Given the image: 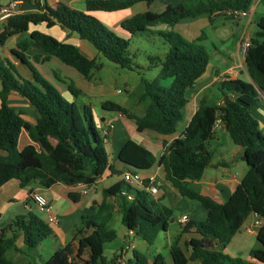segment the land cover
<instances>
[{
    "label": "trees",
    "instance_id": "obj_1",
    "mask_svg": "<svg viewBox=\"0 0 264 264\" xmlns=\"http://www.w3.org/2000/svg\"><path fill=\"white\" fill-rule=\"evenodd\" d=\"M14 1L29 2L37 11L14 13L8 18L0 33V45L15 35L27 33L30 26L45 24L49 28L56 24L122 68L131 67L128 48L133 36L145 35L150 27L159 24L171 27L170 31L158 34L169 46L163 58L152 59L160 65L159 74L151 82L141 80L143 89L137 101L145 105L143 115L138 117L111 101L101 103L103 110L122 114L133 121L136 132H148L159 137L175 135L183 119V109L189 102L188 91L206 72L210 61L209 53L200 44L201 37L189 42L174 32V26L180 21L203 15L210 21L216 15L233 20L226 15L228 11L247 12L253 3V0H87L85 11H78L64 4L52 9L41 4V0ZM139 3L145 4L149 10L123 20L119 33L93 14L119 12ZM155 5H159L158 10L154 9ZM256 26L257 31L250 38L244 57L250 81L227 78L218 82L216 86L224 97L223 105L200 102L184 131L165 145L164 153L158 159L132 140H128L119 151L118 161L129 171L143 172L155 164L162 166L172 187L181 196L198 202L206 211L205 220H189L183 224L169 248L172 264H188L196 260L201 264H264V225L256 235L261 249L249 253L254 262L231 259L221 252L203 248L198 238H191L187 243L189 255L179 245L184 234L228 243L251 214L264 219V135L253 116L262 102L257 88L264 95V17L256 22ZM31 47L38 53L28 59L26 52ZM10 54L25 75L10 61H0V188L13 180L18 181L21 188L31 183L46 188L57 183L93 187L107 173L109 176L118 175L110 163L104 138L95 127L91 109L87 106L80 108L75 101L67 100L34 66L55 58L89 81L91 72L98 69L96 57L88 58L75 45L61 42L39 30L29 32ZM55 79L67 85L68 92L75 98L82 94L73 83H64L56 75ZM167 79L171 80L170 85L163 86L161 82ZM12 94L24 99L35 110L34 124L25 121L22 114L10 105ZM218 120L233 144L243 150L248 168L223 204L183 184L185 180L199 181L211 164L213 152L208 149L207 142ZM22 132L28 135L31 143L19 150ZM123 192L132 199L127 200ZM148 194L122 180L104 189L101 203L92 206L96 212L83 216L81 227L72 240L43 264H75L85 253H88L86 264H105L103 245L115 238V232L108 228L115 210L127 231H133L145 243L153 244L161 232L167 231L172 211L153 201L149 204L146 200ZM68 196L77 201L72 194ZM111 198H116L118 203L112 204ZM7 232L10 236L6 235ZM19 236L25 250L29 251L50 238L52 230L34 213L16 218L0 231V264H11L6 252L14 247ZM115 261L116 256L113 264ZM149 262V258L136 249L132 250V257L128 260V264ZM153 264L166 263L161 255H157Z\"/></svg>",
    "mask_w": 264,
    "mask_h": 264
},
{
    "label": "crops",
    "instance_id": "obj_2",
    "mask_svg": "<svg viewBox=\"0 0 264 264\" xmlns=\"http://www.w3.org/2000/svg\"><path fill=\"white\" fill-rule=\"evenodd\" d=\"M86 1L87 0H41V4H46L52 9H56L60 4H64L71 9L85 11ZM11 2L16 3L15 13L25 14L37 11V8L35 6L26 1L9 0L7 3H4L3 0H0V7L7 6ZM147 10H149V8L145 4L139 3L130 9L122 10L119 12L128 14L126 16L127 18H121L126 20L136 13L144 12ZM101 13L105 12H96L93 14L98 18V15H101ZM219 16L220 15L213 16L212 20L210 21L208 16L203 15L195 19H189V21L185 23L184 26L181 25L183 21H180L174 26V29H176L178 26L183 27L181 28V33H194L196 31V28L202 24L203 27H206L211 31L213 37H216L219 45H225L224 49L221 48V50L217 47L213 48L214 51L210 56V61L206 72L200 77L196 85L193 87L199 88L198 92L193 95L190 93V91H188L189 102L183 109V119L180 122L183 125L182 127H179L180 123L178 124L177 131L174 136L159 137L148 132L138 133L136 132L134 122L130 120V126H128L123 119L127 118L119 113H115V117L112 118H102L100 116H96L93 111L95 107H93V105L91 104L92 101L90 99L92 96L97 95V90H95L96 88H92V90H86L85 87L88 86H85L84 88H82L83 90L81 88L79 89L83 94H81L83 97L82 107H89L91 109L94 123L95 120L99 122L97 126L95 123V127L97 128L98 132L108 131L109 135H107L105 147L107 153V147L109 149L112 148V150L110 149V153L112 156L111 165L113 166L115 171L118 172V175L109 176V174L107 173V175H105L104 178L98 180V182L93 187H87L81 184L74 186H65L63 184L57 183L50 188H46L40 184L31 183L28 186L21 188L18 181H10L2 186L0 188V231L5 229V227L13 222L16 218L20 216H26L29 213H34L32 206L34 205L32 201V195L35 193H40L46 198L51 211L57 218V224L52 225L54 227V230L52 231V236L50 237V239H48V243L46 245L50 249V252H48L50 253L49 256L44 255L43 248H45L44 244L46 242L44 241L38 246V254L32 255V257H30L29 254H26L27 251L24 248L22 237L19 236V238H17L15 242L14 247L10 248L7 251H12L14 253V255L11 256L12 260H9L11 264H43L44 262H46L56 250L63 248L69 241L72 240L75 233L73 232V229H78L77 227L79 223H81L82 217L86 216L85 214L93 215L96 212V210L92 209V206L101 203L103 199V196L95 197L97 195L96 185L103 182L105 179L114 177V182L106 187L109 188L114 183L121 181L122 175L127 172L131 174H140L143 184L144 182L147 183L146 185L144 184L145 186H156L157 193L154 195L149 194L153 199L152 201L155 202L158 206L168 208L172 211V222H169L167 231L161 232L156 238V242L154 241L155 243L153 242V244L150 245L154 246L151 254H145L149 258V264H153V259L157 255H161L164 258L166 264H172L169 248L173 240L181 232L183 224L179 223L180 218L182 216H187L188 221H196L195 219L203 220L206 218V211L204 209L201 211L198 205L192 203V200L189 201L188 198L181 196L179 192L174 187H172V185L165 178L162 166L155 164L148 171L133 172L129 171L126 165L121 164L118 161L117 157L123 145L128 140H132L138 145L149 150L156 157V159H158L163 155L165 145H168L173 138L179 137L184 131L191 118L196 113L200 102L205 101L209 105H223L224 97L222 95L220 98H218V101L215 102L216 104H210V101L208 99V97L210 98L212 95L214 96V98L217 97L216 93H211L210 89L214 91L213 87H215L218 82L226 80L227 78L250 81L245 71L244 60L242 57V42H247L248 44L250 43V38L255 33L253 30H248L251 22L254 21V23L256 24V22L261 17H264V0H253L252 5L247 11V16H245L246 18L233 20L235 29H232L227 24V22L225 21L226 19L223 16H221L222 19H217V17ZM121 19L118 20V22L115 21L114 24H105L110 28L115 27L117 29L120 23L123 21ZM243 20L244 23L242 24ZM4 23L5 21L0 22V33L3 29ZM162 28L164 29L159 30L169 31L171 27L164 25ZM33 30H39L41 32L49 34L61 42L73 44L78 47L81 53L86 57L93 58L94 52L92 47L79 40L77 37L68 35V33L62 30L58 25L52 24V26L48 28L45 24H39L37 26H30L27 33L15 35L6 40L4 45H0V61H10L12 64L18 67L19 71L23 73V75H25L23 68H21L16 63V61L10 54V51L12 49H16L17 44L20 41L26 39L28 37V33ZM199 37H201L203 40L213 39V37L210 38L206 35L199 36L198 34H195L194 39H198ZM37 53L38 51L31 47L27 50L26 56L28 59H30ZM51 61H53V58H51L49 62ZM34 66L36 67V69L38 68V64H34ZM46 79L50 81L48 78ZM89 93L92 95H90ZM192 98H194V101H190ZM9 100L10 105L22 114V117L25 119V121L30 124H34L37 117L36 112L24 99L15 94H12L10 95ZM14 101L19 103L18 106H15L16 104H13ZM259 111L260 113H258ZM143 113L133 114L139 117L142 116ZM119 115H121L123 118L119 117ZM253 116L258 120L259 128L261 130L260 122H264L263 100L261 102L260 108L255 113H253ZM22 134H25L27 136L26 138H28V135L25 132H22ZM121 134H125V138H123ZM227 136L228 135L224 129V126L221 123L216 122L213 128L212 137L207 142L208 149L213 152L211 164L205 169L202 178L199 181L185 180L183 182V184L190 190L207 196L219 204H223L230 198L236 186L240 183L241 179L248 170L245 161L242 160V157L244 155L241 148L235 145L237 149H230L227 153L221 152L223 150V144L226 141ZM28 139L26 140V144L31 143L30 139L29 141ZM220 146H222V149L219 148ZM217 154H219V157L216 159L215 157ZM116 159L117 161H115ZM69 194H72L77 201H72V199H70V197L68 196ZM110 202L114 205L118 203L116 198H111ZM174 209L184 211L181 212L176 220L173 219ZM188 211H194V214L192 215ZM115 213H118L117 210L114 211L112 218L114 217ZM254 218V214H251L245 220L241 229L228 243H220L215 240L200 238L199 236L193 234H184L180 238L179 245L180 247H182V249H184L186 254L189 255L190 250L187 248V243L191 238H198L203 248L221 252L231 259L241 258L245 261L254 262V260L249 256L250 251L261 249V245L256 239L258 229L253 228ZM66 220H70V222H72V224L69 225V228L64 227V221ZM173 223L177 224L179 226V229H175L176 233H174V237H168L169 230L172 227ZM161 234H164V236L166 234L167 239H163L164 245L162 246L157 244V240ZM6 235L10 236L8 232ZM131 238L133 237H128L127 230L125 229L124 233L122 234V240L124 242L131 243L129 242L131 241ZM163 250L165 251V254H163ZM87 260L88 253H85L80 260H76L75 264H86ZM126 261L128 264V260ZM188 264L201 263L196 260L190 261L188 262Z\"/></svg>",
    "mask_w": 264,
    "mask_h": 264
},
{
    "label": "rangeland",
    "instance_id": "obj_3",
    "mask_svg": "<svg viewBox=\"0 0 264 264\" xmlns=\"http://www.w3.org/2000/svg\"><path fill=\"white\" fill-rule=\"evenodd\" d=\"M8 1L9 0H3L4 3H7ZM154 9L158 10L159 5H155ZM127 15L128 14H126L124 12L101 13V15L100 14L98 15V18L101 21L103 20L102 22H104V24L106 23V24L110 25V24H114L115 21L118 22V20H120L121 18H127L126 17ZM244 18H246V17H243L241 19H244ZM217 19H222V18H221V16H219V17H217ZM121 20H124V19H121ZM186 20H183L181 25L184 26V24L189 21V19H186ZM225 21L227 22V24L232 29H235L234 24H233L234 23L233 20L226 19ZM243 23H244V20L242 21V24ZM163 26L164 25L159 24L157 26L150 27L149 32L147 34L135 35L130 39V45L128 48V57L131 60V67H129V68H122L120 66H117V65L111 63L102 55L97 54L95 52V50L92 48L93 52H94L93 58L96 57V65L98 66V69H94L91 72V79L89 81H86L74 69L63 65L59 60H57L55 58H53V61H51L49 63L38 64L37 70L39 71V73L43 77L48 78L52 82V84L58 88V90L63 94V96L67 100L75 101V103L80 108L82 107V104H83L82 103L83 102L82 101L83 100V97H82L83 94L81 96H78L77 98H75L73 95H71L68 92L67 85L62 84L61 82H58L55 79V75L60 77V79L64 83H73L77 89H80V88L82 89L85 86H88V87H85L86 90H92V88L93 89L96 88L95 90H97V95L92 96L90 98L92 101L91 104L93 105V107H95L93 111H94V114L96 116H100L102 118L115 117V113L105 111V110L100 108V104L103 103L104 101H111V102L117 103L119 105H122L134 114H142L145 105L143 103H139L137 101V98L140 96L142 89H143V84H142L141 80L143 79V80H146L148 82H151L157 77V75L160 72V65H158L156 60H152V59L153 58H163L164 55L167 53L168 48H169L168 44L161 38V36L158 35L160 32H166V30H162V31L159 30V29H164L165 27L162 28ZM112 28L117 33H119V31H121L119 29V26L117 29L115 27H112ZM181 28H183V27L178 26L176 29H174V28L173 29H174V32L181 35L184 39H186L189 42H195V40H196V39H194L195 34H198L199 36H202V35L205 36L206 35L210 38L213 37L211 31L208 28L203 27L202 24L196 28V31L194 33H192V32L181 33ZM248 30H253L254 32L257 31V26L254 23V21L251 22ZM73 36L77 37L75 35H73ZM83 42L90 46V44H88L86 41H83ZM200 44L205 47V49L207 50V52L209 53L210 56H211L212 52L214 51V49H213L214 47H217L220 50H221V48L224 49V47H225V45H219L218 41L216 40V37H213V39L202 40V42H200ZM18 71H19V69H18ZM170 83H171L170 79H167V80H164L161 82V84L163 86H169ZM213 89H214V91L212 89H210V91H211V93L215 92L217 97L214 98L213 95L210 98L208 97L210 104L211 103L216 104L215 102L218 101V98L221 97V94L218 92V90H216L217 87L215 86V87H213ZM198 90H199V88H192L189 91L191 94L194 95V94H196V92H198ZM90 95H92V94H90ZM88 97H90V96H88ZM190 101H194V98H192ZM13 104H16L15 106H18L19 103L14 101ZM92 105H91V108H92ZM258 113H260V111ZM119 117H122V116L119 115ZM123 119L126 122V124L128 126H130V120H127L125 118H123ZM98 120H99V118H98ZM95 123H96V126L99 124V122L97 120H95ZM111 123H113V122H111ZM263 123H262V121L260 122V127H261L260 131L264 135V124ZM182 125L183 124L180 123L179 127H182ZM99 133L102 136V132L99 131ZM107 135H109V134H107ZM125 136H126L125 134L122 135L123 138H125ZM26 137L27 136L25 134H22L20 136V139L18 142L19 150H22L27 145L26 140L28 138H26ZM28 141H29V139H28ZM113 141H115V140H113ZM219 148L222 149V146H220ZM107 149H108V154H109V160L111 163L112 162V156L110 153V149L112 150V148L109 149L107 147ZM230 149H237V147L233 144V142L231 141L229 136H227L226 141L223 144V150L221 152L227 153ZM218 157H219V154H217L215 158L217 159ZM115 161H117V159ZM13 181H15V180H13ZM113 182H114V177L110 178V179H105L103 182L96 185L97 195L95 197L102 196V192H103L104 188L108 187ZM146 200L150 204L153 199L148 194L146 196ZM189 201H191V200H189ZM192 203L195 205H198L199 209L201 211L203 210V208L199 205L198 202L192 200ZM32 206H33L34 214L46 223L45 215L40 213L37 209H35L34 205H32ZM181 212H184V211L174 209L173 219L176 220V218L179 217ZM188 212L191 213L192 215L194 214V211H188ZM85 215L88 216L89 214H85ZM195 220L196 221H203L205 219H203V220L195 219ZM71 224H72V222H70V220L64 221V227H66V228H69V225H71ZM49 227L52 231L54 230V227L52 225H49ZM80 227H81V223H79L77 228L79 229ZM108 228L112 229L115 232V238H114V240L107 242L103 245V257L105 260V264H112L113 258L115 256L117 257L119 255H123L124 252H125L124 253V260L117 261V259H116L115 264H127L126 260H129L132 257V250L133 249L141 251L142 253H144L146 255L151 254V251H152L154 246H150L149 244L142 241L139 237L133 236V238H131V241H129L131 243L124 242L122 240V234L124 233L125 228L121 224L119 213L114 214V217L112 218V220L108 224ZM175 229L178 230L179 226L177 224L173 223L172 227L169 230L168 237H172L174 235V233H176ZM73 232H76V229H73ZM48 239H50V238H48ZM48 239L44 240L46 242L44 244L45 248H43L44 249V251H43L44 255H46V256H49V254H50V253H48V252H50V249L48 248V246H46L48 243L47 242ZM163 239L167 240L166 234H165V236H164V234L160 235V237L157 240V244L160 246L164 245ZM157 244H156V246H157ZM38 251H39V248L37 247L36 249H33V250L32 249L29 251L27 250L26 254L27 255L29 254V256L32 257V255L38 254ZM163 254H165L164 250H163ZM12 255H14V253L12 251L7 252L6 258L11 261ZM120 259H122V258L120 257Z\"/></svg>",
    "mask_w": 264,
    "mask_h": 264
},
{
    "label": "built area",
    "instance_id": "obj_4",
    "mask_svg": "<svg viewBox=\"0 0 264 264\" xmlns=\"http://www.w3.org/2000/svg\"><path fill=\"white\" fill-rule=\"evenodd\" d=\"M15 6H16V3L11 2L7 6L0 7V22L6 21L8 18H10L15 13ZM226 15L231 17L233 20H237L239 18L247 16V12H244V11H228L226 13ZM249 44L247 42H242L243 60H244L245 53H246V50H247ZM217 123H221V122L218 120ZM107 134H108V131L102 132V136H103L105 142L107 141ZM121 179L128 186H131L133 188H139V190L146 191L150 195H154L157 193V187L156 186H151V185L144 186V184L142 182V178H141L140 174H138V173H133V174H131L129 172L124 173L122 175ZM122 194L125 195L127 200L132 199L131 196L128 194H125L124 192ZM32 201H33L36 209L40 213L45 215L46 223L48 225L57 224V218L53 214V212L51 211L49 204H48V201L46 200V198L42 194H40V193L33 194L32 195ZM254 216H255V218H254L253 228L259 229L264 225V220H263V218L257 216L256 214H254ZM187 222H188L187 216H182L179 220L180 224H185ZM134 235L135 234L133 231H127L128 237H133ZM120 257L122 259H120ZM116 259H117V261L124 260V253H123V255L117 256Z\"/></svg>",
    "mask_w": 264,
    "mask_h": 264
},
{
    "label": "water",
    "instance_id": "obj_5",
    "mask_svg": "<svg viewBox=\"0 0 264 264\" xmlns=\"http://www.w3.org/2000/svg\"><path fill=\"white\" fill-rule=\"evenodd\" d=\"M170 30H171V28H170ZM257 91L259 92V94H260V95H261V97H262V100L264 101V95L262 94V92L260 91V89H259V88H257ZM242 160H244V161H245V157H244V156L242 157ZM93 204H95V203H93ZM170 222H172V220H171Z\"/></svg>",
    "mask_w": 264,
    "mask_h": 264
}]
</instances>
